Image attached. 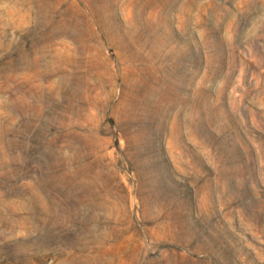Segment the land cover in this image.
<instances>
[{
    "label": "rangeland",
    "instance_id": "374dc122",
    "mask_svg": "<svg viewBox=\"0 0 264 264\" xmlns=\"http://www.w3.org/2000/svg\"><path fill=\"white\" fill-rule=\"evenodd\" d=\"M0 264H264V0H0Z\"/></svg>",
    "mask_w": 264,
    "mask_h": 264
}]
</instances>
